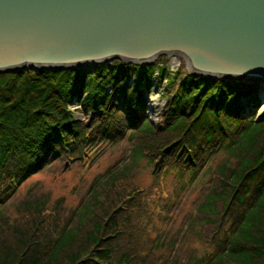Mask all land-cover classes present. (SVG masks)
I'll list each match as a JSON object with an SVG mask.
<instances>
[{"label": "trees", "instance_id": "trees-1", "mask_svg": "<svg viewBox=\"0 0 264 264\" xmlns=\"http://www.w3.org/2000/svg\"><path fill=\"white\" fill-rule=\"evenodd\" d=\"M156 71L174 87L159 129L147 115ZM181 74L118 59L0 73V264H264L259 84ZM74 101L89 120L74 116ZM113 151L121 156L75 207L33 187L18 194L37 174L76 162L85 174ZM143 160L147 186L134 181ZM172 173L180 184L169 190ZM206 178L173 227L182 196Z\"/></svg>", "mask_w": 264, "mask_h": 264}, {"label": "water", "instance_id": "water-1", "mask_svg": "<svg viewBox=\"0 0 264 264\" xmlns=\"http://www.w3.org/2000/svg\"><path fill=\"white\" fill-rule=\"evenodd\" d=\"M152 57L259 83L264 0H0V73Z\"/></svg>", "mask_w": 264, "mask_h": 264}, {"label": "rangeland", "instance_id": "rangeland-1", "mask_svg": "<svg viewBox=\"0 0 264 264\" xmlns=\"http://www.w3.org/2000/svg\"><path fill=\"white\" fill-rule=\"evenodd\" d=\"M112 61H110L109 63H111ZM155 62H159L161 64L164 63L165 66L168 68V73L170 74L176 73L178 70H180L183 73L181 75L184 76L186 73H191L193 71L190 69L189 66L180 63L178 65H174L173 63H171V60L165 58H157ZM156 73L157 74L154 77L152 90L151 91L147 90V98H148L147 115L150 118V120L154 123V125L159 129L162 126L165 114L170 107V102L171 99L173 98L174 87L172 86L170 90L167 91L168 88L167 81L166 80L162 81L158 76L159 75L158 71H156ZM134 79H135V72H134V67H132V75L130 76L129 79L130 84L134 81ZM178 83H181V80H179ZM258 94L260 98H262L261 95L263 94V90L260 84H259ZM262 100L264 101V98L261 99V101ZM155 101L160 103L158 106H156V108L154 107V109L157 110L156 114L155 112L153 113V111H151L152 107H150V103H154ZM165 101H167L166 105L164 104ZM69 107L74 113V116L76 118L85 119V120H89L91 118V113L85 111V106L82 103L79 102L76 103L74 101L73 103L70 104ZM263 107H264V103L261 102V107L257 112V116L260 117L264 116L262 114ZM253 112H254L253 109L251 107H248L245 109L243 116L249 117L253 115ZM120 156H121L120 151H113L111 153L106 154L105 157L100 160V163L93 166L91 169L87 170L85 174H84L85 171L81 169L78 162L74 163L73 165L74 167L72 169L66 171H56V172L44 171L40 174H37L36 176L31 178L28 182H26L21 187L20 192L18 194L20 195V197H23L24 196L23 194L28 195L27 190L33 187L30 190L31 193L36 194V191L38 193L39 192L47 193V195L50 196V200H49L50 204L56 198L64 196L66 198V204L68 206L75 207L79 202L80 195L86 192L88 185L90 184L92 179L101 172H103L110 164L113 163L115 159H118ZM144 163H145L144 160L141 161L140 168L137 171V175L134 181H136L142 186H147L152 184L153 177L151 175V168L149 166H144ZM174 175L175 173H172L166 178V188L169 190H173L176 186L180 184V181L177 179L171 180ZM207 182H208V178H206L203 184H196L195 187L190 189L186 195L182 196L183 210L177 215V217L174 218V222L172 223L173 227L177 228L183 224L184 221L183 213L187 212L186 213L187 215L191 212V209L193 208L194 205V204L192 205L193 200L195 201L197 199L199 200V198L202 196L206 188Z\"/></svg>", "mask_w": 264, "mask_h": 264}, {"label": "bare ground", "instance_id": "bare-ground-1", "mask_svg": "<svg viewBox=\"0 0 264 264\" xmlns=\"http://www.w3.org/2000/svg\"><path fill=\"white\" fill-rule=\"evenodd\" d=\"M157 59V57H152V58H150L148 61H153V60H156ZM171 63H173L174 65H178L179 63H177V62H174V61H171ZM191 69V68H190ZM192 70V69H191ZM190 70V71H191ZM197 72V71H196ZM258 84H260L261 85V87H262V90H263V94L261 95L262 96V98L261 99H263L264 98V80H260V82L258 83ZM160 103H158V102H154V103H150V107H152L151 108V111H153V113L155 112V114L157 113V110L156 109H154V107L156 108V106H158ZM164 104L166 105L167 104V101H165L164 102ZM263 112H264V107H263ZM263 115H264V113H263Z\"/></svg>", "mask_w": 264, "mask_h": 264}]
</instances>
